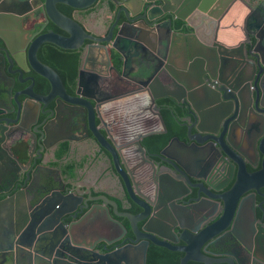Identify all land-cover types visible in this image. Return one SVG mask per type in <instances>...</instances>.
Instances as JSON below:
<instances>
[{"label": "water", "instance_id": "obj_1", "mask_svg": "<svg viewBox=\"0 0 264 264\" xmlns=\"http://www.w3.org/2000/svg\"><path fill=\"white\" fill-rule=\"evenodd\" d=\"M38 1L46 18L45 22L50 21L66 34L53 29L44 33L35 32L31 35L32 42L28 48H23V52L19 46L12 45L0 31L1 68H4L6 62L10 68L16 64V72L20 75L21 68H25L24 64H27L49 86L47 94L37 93L34 90L35 78L32 77L30 85L26 87L28 90L24 88L20 90L21 93L14 94L13 77L7 74L12 83L11 88L0 90V264H146L150 243L184 252L179 264H186L187 261L205 264L204 258L192 257L190 252L195 250L199 256H205L201 251L203 244L214 241L212 238L224 231L230 225V220L225 223L221 217L222 220L202 229L201 225L194 228L183 224L181 219L188 217L191 220V212L179 205L177 200L191 195V188L197 186L190 177L207 186L210 191H218L220 187L217 185V175L222 177L229 174V179L234 178V183L226 194L221 195L222 210H226L229 216L234 213L238 215L239 206L244 201H249L252 205L250 210L255 213V194H245L264 186V10L262 7L254 9L249 2L245 3L250 12L243 20L244 25L222 27L224 30L238 27V34L243 36L238 42L229 43L218 38V24L228 6L235 0H173L179 6V14L163 6L145 7L136 14L127 6L118 10L109 7V18L96 27H90L58 8V4H62L75 11L86 10L95 0ZM163 1L167 3L170 0ZM167 11L174 16L170 20L163 18L158 22ZM33 12H37L36 8L30 10L24 6L19 11L0 8V28L20 26L23 19L30 20L29 16ZM192 15L198 16L199 26L192 24ZM173 20L176 21L172 25ZM211 24L214 26H210ZM44 25L42 23L35 27L42 29ZM12 35L16 37V32ZM43 42L53 43L63 49H75L79 52L80 60L87 61L97 55L102 67L106 57L109 70H113L118 78L145 88L129 89L115 96L125 98L133 95V91H136L134 95L146 92L148 105L150 104L162 124L163 130L138 135V139L133 142V147L137 146L141 154L146 151L143 156H147V162L151 163L153 160L149 159L150 156H169L170 161H166L170 167L177 168L180 172L177 174L175 171H166L163 167L153 168L155 184L160 189V203L154 195L155 200L147 201L144 185H139L138 180L123 166L121 171L118 170L120 160L116 147L108 141L107 143L104 136L93 127L96 100L83 93L81 87L89 85L90 79L97 82V74L98 78L104 80L105 87H115L116 82L107 70H98L96 73L97 69L90 67L86 72L88 77L78 74L76 95L70 96L57 71L38 58L37 51ZM144 49L145 62L136 65L125 77L124 71L129 63L130 53L127 51L133 50V55L137 56ZM118 85L120 86L119 83ZM17 95L26 96V99L22 101ZM56 97L87 109L88 115H84V123L92 125L90 128L93 129L97 142L108 151L110 156L107 154V157L117 168L121 187L134 205L132 210L125 204H121L119 209L118 201L109 200L106 195L100 196L99 202L97 200L90 204L88 201L92 199H83L78 188L70 187L72 183H61L56 177H40L38 182L44 180V184L42 187L38 186L34 193H29L27 185L23 187L28 179H34V170H30L29 166L38 165L37 158L43 162L50 142H56L50 139V124L59 118L60 109L57 103L49 105ZM165 97L173 98L179 105L189 106L187 114L191 125L187 126L186 133L189 135L192 130L194 132L189 135V143L174 137L158 154L152 152L146 143L142 144L141 140L151 134L166 132L160 108L156 105L158 99ZM246 97H249L250 105H254L251 110L260 119V127L263 129V132L257 134L259 141L253 137L250 150L243 149L231 140V133L238 130V113L243 115ZM244 121L249 123L250 115ZM245 123L239 124V127L244 128ZM17 133L28 136L25 148L29 160L26 163L20 161L17 153L5 148V143ZM174 140L182 146L183 151H192V168L166 153ZM242 142L248 148L246 139ZM258 154L260 167L250 170L248 164L255 167ZM87 192L90 193V189ZM164 200L170 202L163 204ZM259 208L262 210V205L259 204ZM83 211V218L77 219ZM92 215L91 221L84 218ZM168 216L175 220L172 221ZM66 219L71 220L65 222ZM231 220L234 221L233 218ZM175 227L179 230L176 231ZM76 230L87 231V235L81 232L82 241L73 240ZM93 230L103 234L93 237ZM233 235L240 244L250 249V245L241 237L236 233ZM66 237L72 240L69 245L63 243ZM262 237L264 239V234ZM98 242L103 244V252L94 250ZM114 243L116 245L111 248L106 247ZM224 244L229 246L230 242L226 240ZM76 249L87 254L80 255V260H76L73 255V250Z\"/></svg>", "mask_w": 264, "mask_h": 264}, {"label": "flooded vegetation", "instance_id": "obj_2", "mask_svg": "<svg viewBox=\"0 0 264 264\" xmlns=\"http://www.w3.org/2000/svg\"><path fill=\"white\" fill-rule=\"evenodd\" d=\"M25 1H26V5H24ZM237 2H241V0H235L234 2H231V4L228 6L225 13L223 14L222 20H219L220 23L218 24V26H220L219 27L220 30L218 32V38L221 41H224L223 37L227 36L226 33L238 31L239 29L238 27H237L238 29L237 28L225 29V31L227 32L221 33L222 30H224L222 29V27L243 26L244 25L243 20L244 18H247L248 13L250 12L247 6L239 5L237 4ZM244 2L246 4L247 2H249V4L252 5L254 9H258L257 7H262V9L264 10V0L261 1L244 0ZM24 6L30 10H35V8L37 10V12L35 13L33 12L29 16L30 20L23 19L20 26H13L12 29H8L7 27L0 28L2 34L5 36V38H7L11 42L12 45L16 47L19 46L21 48V51L24 52L25 49L23 50V48L26 47L28 48V46L33 40L31 35L35 32L44 33L50 29H53L56 32L66 34L63 30L56 27L50 21H48L47 23L45 22L46 18L44 16V13L41 11L38 0H0L1 9L14 8L17 11H19L23 9ZM123 6H127L134 14L139 13L145 7L156 8L157 6L158 7L163 6L167 10L169 9L175 10L178 14L181 12L178 4H176V2H174L173 0H170L167 3L163 0H155V1L95 0L94 3L86 10H79V11H75L74 9L68 6L58 4V8L62 10L64 13L70 16L74 15L75 18L81 20L83 23L85 22L88 26H92V27L101 26L100 24L104 23V22L96 23V20L92 17L93 15L99 12L101 13L107 12L108 15L109 7L118 10L120 8H123ZM243 6L245 8H243ZM164 14L165 16L162 17L158 22H161L163 18L164 20H170L174 16L173 13L170 11L164 12ZM191 17H192L191 19L192 24L199 26L198 16L192 15ZM258 17H261V15H258ZM175 21L174 20L172 21V25L173 22ZM42 23H45L44 28L40 29V27H35V26H41ZM210 26H214V25L211 24ZM97 29L102 31V29L100 28ZM14 31L16 32V37L12 35ZM10 32L12 38H9L11 36V35L9 36ZM71 50H75V49H71ZM127 52L130 53H128L129 63L124 71L125 77L128 76L133 71V68L136 67V65L143 63L146 60L145 49L143 52L141 51L137 56L133 55L132 53L133 50ZM77 53L79 55L78 51ZM37 56H38V51H37ZM100 56L103 57V55ZM97 58L98 57L96 55V57L94 58L91 57L88 58L87 61L80 60V58L78 59L75 83L72 88L71 86L67 88L64 85L66 91L70 96H75L77 89L78 74L82 73L84 78L88 77L86 72L90 67L96 68L97 69L96 73H98V70L100 72L104 70L108 71L109 75L116 82L115 87H109L107 85L105 87L104 80L100 79V77L98 78V74L95 81L99 82L100 86L98 85L97 82H94V80L90 79L89 85L81 87L83 93L93 96L94 99L96 100V102L94 103V113H93L95 119V126L93 127L95 128L97 133H101L104 136L106 142L108 141L109 143H111L116 147L117 157H119L120 160L118 164V170L121 171V167L123 166V168L130 175H133L136 178V180H138V183H140L139 185L142 186L144 185V188L146 189L147 201H149V199L150 200L157 199L160 203L161 198H159L158 196L160 192L158 190L160 189L155 184L156 178H154L155 173L153 168L158 169L163 167V169L164 170L166 169V171H175L177 174H180V172L177 171L178 170L177 168L174 169L170 167L169 163L166 161V160L170 161L169 156L167 157L161 156L160 152L164 147H166L171 142V140L174 137H178L180 140L189 143V135H193L192 132H194V130H192V132L189 133V135L186 133L187 126L189 127L191 125V122L189 121V115L187 114L189 111V106L179 105V103L173 100V98L165 97L166 99L169 98L172 101V104L170 105L165 104L164 108H167L168 112H171L174 122L176 124V125L174 124V129H176V132L170 136L168 142L161 148L156 147V145L153 144L154 139H152V135L159 133L148 135L141 140L142 144L146 143V146H150L152 152L160 154V156L149 157V159H153L151 161L152 164L150 162H147L148 161V159H146L147 156H143L144 154H146V151L144 154H141V151L140 149H138L137 146L133 147V142L135 141V139H138L139 137L138 135L147 134L157 130L159 131L163 130L159 117L156 115L155 111L152 109L150 104L148 105L146 92L141 91V93H138L140 94L139 97L137 96L136 99L131 98V100H127V101L125 99L128 96L125 98L115 96L129 89L144 90L145 88L140 87L141 86L140 84L134 82H127L121 78H118L113 70H109V67L105 62L106 57H104L103 59L104 62L103 67L100 66L98 62L100 60ZM24 66L25 68L24 67L21 68L20 75L18 72H16V69L18 68L16 64L13 65L12 68H10L8 62L5 63L4 68H1L0 66V90L2 89L7 90L8 88H11L12 83L10 80H8L9 78L8 75L10 77H13L14 94L15 92L21 93L20 92L21 89H24L27 86H29L31 83L30 78L33 77L35 78L34 90L42 95L47 94L49 90L47 81L43 77L35 73L32 69H29L28 68L29 66L27 64H24ZM118 83L120 84V86L118 85ZM44 86H48V88L44 89ZM28 89L29 88H26L25 90ZM135 92L136 91H133L134 94ZM134 94L133 96H136ZM17 97L22 101L26 99V96L23 95H17ZM138 99L139 102L136 101ZM122 100H125V103L122 104L121 102ZM158 100L156 101V105L157 107L160 108L159 111L164 120V117L161 113V109L163 107L158 103ZM54 103L58 104V108L60 109V111L58 112L59 118H57V120L54 119V121L50 124V128H51L50 139L56 142L53 144L52 142H50L51 145L49 146L47 155H51L53 160L54 161L56 160L55 162L57 164L51 165L50 163V165H48L49 170H47V167L45 165L44 166L41 164L39 165L38 163H37L38 165L31 167L29 166L30 170H34V179H32L33 181L32 180L30 181V179H28L27 182L23 185V187L27 185L29 193H34V191L38 189V186L42 187V185L44 184L43 182L44 180H42L41 183L38 182L39 178L42 176L50 178V175H52L51 177H56L58 180H60L61 183L64 182L72 183V185L70 184L68 185H70L71 188L74 187L78 188V191H80L83 195V199H88V198L92 199L91 201H88L90 204H93L97 200L99 202L100 199L98 198L102 195H106V197L109 200L118 201V203L120 204L119 209H121V204H125L126 207L129 206V210H132L134 208L133 207L134 205L132 202H130V199L128 198L127 194L124 192V189L121 187L119 177L116 173L117 168L114 167L113 162H110L107 157L108 151L97 142L96 136L93 134L94 131L92 128H90L92 125L90 123L85 125L84 123L83 117L85 114L88 115L87 109L80 105H71L69 103H66V101L58 97L54 98V100L49 105L52 106L54 105ZM251 107H254V105L252 104L251 106L249 97H246L242 108L243 115L238 113V117H239L237 121L238 130H235L231 133V140L235 142L236 145L246 150L251 149L249 147H251L253 137L258 138L257 134H260L261 133L260 131L263 132V129L260 127L261 125V122H259L260 119L257 117L255 112L251 110ZM249 115L251 117V121L249 123L247 122L245 123L244 119L247 118ZM164 123L166 126V132L163 133H167L169 131V127L166 124L165 120ZM185 123H187V125ZM244 123L246 124L245 127L240 128L239 124L242 125ZM27 137H28L27 135L22 136L21 134L17 133L16 135H14L12 139H10L8 142L5 143V148L9 152L12 151L14 153H19V151H24V148L27 144L26 142L28 139ZM245 139L248 143V148L247 146L244 147L245 143L242 142L245 141ZM60 140L62 141L57 146L56 143ZM10 142H12V144ZM63 146H65V150L61 152V155H58L60 148H62ZM166 153H168V155H172L176 157L181 163L188 165L190 168H192V164L194 163V155L192 154V151L191 150L183 151L182 146H179L175 140L169 146ZM251 155H254V153ZM256 157H257V165L255 167H252L250 166V164H248V168L250 170H254L260 167V154H258ZM85 158L89 159V161L94 160L96 162H94L89 169H85L84 168V165L86 164L84 160ZM21 167L22 166H19V168ZM178 167L181 168L180 166ZM101 170H104L102 172L103 173L102 178L99 181L91 182L90 180L93 179L92 173L94 172L97 173L98 171ZM86 173H88L87 178H86ZM211 174L212 173H210V175ZM220 176H221L220 174L217 175L218 178L217 185L218 187H220L218 191H212V190L210 191V189L207 186H205L202 183H199V181L194 179L193 177H190L192 183H194L197 186L191 188L192 190L191 195H186L180 198L179 200H177V203L179 205L185 206L191 212V220L187 219L188 217L187 218L183 217V219H181V222L183 224H187L194 228L196 226L201 225L200 229H202L205 226L206 227L211 226L212 224H215V222L222 220L221 217L224 218L223 220L225 223L227 220L228 221L230 220V225L220 234L212 238L214 241L210 240L203 244V246L201 247V251L205 256L203 255L199 256L198 254L195 253V250H192L190 252V256L204 258L206 261L205 264H264V239L262 237V235L264 234L263 233L264 203H261L262 201H264V186L259 187L258 190H251L250 192L248 191L245 194L246 196H249V193L255 194L256 200L253 204L255 213L254 211L252 212L250 210V207L252 205L249 203V201H244L239 206L240 208L239 214L236 215L234 213L232 217L227 215L226 210H222L223 207H222L221 195L226 194V192L230 189L231 185L234 183V178L229 179V174H227V176H222V177ZM226 182L227 184H225ZM183 183L185 184V182ZM141 187H140V191L142 192ZM87 189H90L91 192L88 193ZM48 190L49 188L46 191ZM153 195L154 197H156L155 199ZM160 197H162L161 193H160ZM168 202L170 201L164 200V202L162 203L166 204ZM259 204L262 205L263 207L262 210H260ZM83 214L85 215V211L79 214L77 219L83 218L82 217ZM171 217L168 216V218L170 219ZM84 218L87 219L88 221H91L93 219V215L92 217L87 218L86 216ZM231 218H233L234 221L231 220ZM69 220L71 219H66L65 222ZM171 220L173 221L175 219L172 218ZM174 229L176 231L179 230V228L177 227H175ZM81 232H84L83 234L87 235L86 230H76L74 232L75 234L73 236V240L82 241L83 237H81L82 236ZM235 233L239 237H241L246 242V244L250 245V249L245 248L243 244L239 243V241L233 235ZM102 234L103 232H98L96 230L91 231V236L93 237ZM226 240L230 242L229 246L228 244L226 245L224 244ZM71 241L72 240L70 238L66 237L64 238L63 243L65 245H69ZM179 243L182 244L181 242ZM152 244L153 243H150L148 246L147 255H146V264H147V259L149 257V249ZM113 245H116V243L107 245L106 247L111 248ZM94 250L103 252L104 251L103 244L101 242L96 243ZM175 252H179L181 254L180 258L184 255V252H180V251H175ZM86 254L87 253L81 249L73 250V255L76 260H80L79 259L80 255H86ZM186 264H201V263H198L196 261H187Z\"/></svg>", "mask_w": 264, "mask_h": 264}, {"label": "trees", "instance_id": "obj_3", "mask_svg": "<svg viewBox=\"0 0 264 264\" xmlns=\"http://www.w3.org/2000/svg\"><path fill=\"white\" fill-rule=\"evenodd\" d=\"M237 4L246 6L245 2H237ZM243 8L245 7L243 6ZM223 32L227 31L222 30L221 33ZM234 32L235 31L226 33L227 36L223 37V40L229 43H236L241 40L243 36L242 34H238L240 30L238 29V31ZM38 57L43 62L51 65L60 74L62 81L67 88L70 86L71 88L73 87L76 79V70L79 59V55L76 50L63 49L53 43L45 42L38 50ZM46 88H48V86H44V89ZM158 103L163 107L161 109V113L169 127V131L167 133L152 135V139H154L153 144L156 145V147L161 148L168 142L170 136L176 132V129H174L175 122L171 112H168L167 108H164L165 104H172L171 99L161 98L158 100ZM25 150L26 148H24L23 151L24 155ZM63 150H65V146L60 148L58 155H61ZM180 256L181 254L179 252L167 250L163 247L152 244L149 249L147 264H179Z\"/></svg>", "mask_w": 264, "mask_h": 264}, {"label": "crops", "instance_id": "obj_4", "mask_svg": "<svg viewBox=\"0 0 264 264\" xmlns=\"http://www.w3.org/2000/svg\"><path fill=\"white\" fill-rule=\"evenodd\" d=\"M95 20H96V23H102V22H104L105 20H107L108 18H109V16L107 15V12H104V13H101V12H99V13H96L95 15H93L92 16ZM86 24V23H85ZM87 25V24H86ZM89 25H91V24H89ZM90 27H92V26H90ZM137 96L139 97L140 96V94L139 95H136V96H128L125 100L127 101V100H131V98H133V99H136L137 98ZM125 100H122L121 102H122V104L123 103H125ZM136 101H138L139 102V99L138 100H136ZM11 144H12V142H10ZM18 155H19V158H20V161L22 162V163H26L28 160H29V157H28V153H27V150H25V155H24V152L23 151H19V153H17ZM85 160V162H86V164L84 165V168L85 169H89L90 168V166L94 163V162H96V161H89V159H87V158H85L84 159ZM56 161V160H55ZM54 160H53V158H52V156L51 155H46L45 157H44V161L42 162V161H40L39 160V158H37L36 159V163H38L39 165L41 164V165H45L46 167H47V170H49V166L48 165H50V163H51V165H56L57 163L55 162ZM88 161V162H87ZM28 166V165H27ZM32 166V164L30 165V167ZM104 170H101V171H98L97 173H92L91 175H92V178L93 179H91L90 181L92 182H95V181H99L101 178H102V176H103V172ZM47 172H49V171H47ZM47 174H49V173H47ZM50 176H52V175H50ZM88 177V173H86V178ZM1 198H3V197H1ZM96 223V222H95ZM94 223V224H95Z\"/></svg>", "mask_w": 264, "mask_h": 264}]
</instances>
